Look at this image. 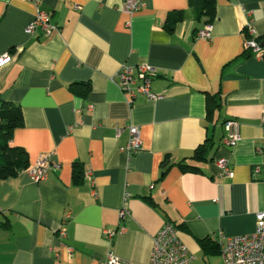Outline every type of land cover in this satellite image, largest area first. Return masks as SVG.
Returning a JSON list of instances; mask_svg holds the SVG:
<instances>
[{"label":"crops","instance_id":"crops-1","mask_svg":"<svg viewBox=\"0 0 264 264\" xmlns=\"http://www.w3.org/2000/svg\"><path fill=\"white\" fill-rule=\"evenodd\" d=\"M214 1L207 25L189 0H141L132 16L123 0H0V56H9L0 99L21 110L10 145L27 158L25 170L0 179V264H103L108 252L147 264L167 222L189 264H222L219 237L254 231L264 211V61L245 42L251 24L264 46V0ZM37 9L56 32L25 33ZM173 14L181 18L167 31ZM206 26L210 37L197 38ZM141 64L155 69L151 93L160 98L139 95L129 106L113 78ZM227 120L240 124L234 148L222 145ZM130 125L142 148L133 155ZM199 148L202 158H192ZM40 156L58 168L35 182L28 171ZM123 206L130 217L119 222ZM119 225L121 234L106 236Z\"/></svg>","mask_w":264,"mask_h":264},{"label":"built area","instance_id":"built-area-1","mask_svg":"<svg viewBox=\"0 0 264 264\" xmlns=\"http://www.w3.org/2000/svg\"><path fill=\"white\" fill-rule=\"evenodd\" d=\"M29 1V0H20ZM142 8L141 0H123L124 11L132 16ZM210 26L197 33V38L208 39L210 37ZM250 39L245 42V48L254 54L259 60L264 61V46L256 41L254 30L251 24L247 25ZM57 31V27L50 22L48 12L37 9L34 20L26 27L27 35H34L40 32L42 36H49ZM9 61L8 54L0 56V65ZM156 76V71L148 64L138 66L122 65L114 76L115 83L120 91L126 95L127 103L130 106L139 95L145 96L148 100L156 101L159 95L151 93V83ZM261 127L264 131V105L261 111ZM128 142L125 151L133 155L141 151L140 133L137 126H128ZM224 136L222 145L227 148H234L240 141V124L236 120H227L223 124ZM119 133V130H117ZM258 153H262V148H257ZM50 156H40L34 166L28 171L29 176L35 182L45 180L49 168H58L57 164L49 162ZM223 175L231 178L232 173L228 169L227 161L220 159L216 162ZM264 168V163H263ZM260 166L254 168V174H258ZM84 180L93 186L90 173L84 174ZM128 194L123 195L125 204ZM130 217L128 209L123 206L118 213L119 222H123ZM125 228L117 227L116 231H106L107 237L112 238L116 234H121ZM58 235L61 239L65 238L66 230L63 223L59 226ZM220 254L222 264H264V211L257 212L255 215L254 231L247 235L234 237H219ZM192 256L187 248L182 244L176 234L173 224L167 222L162 226L157 235L153 238L150 257L147 264H189ZM103 264H126V262L116 257L112 252H108Z\"/></svg>","mask_w":264,"mask_h":264},{"label":"trees","instance_id":"trees-1","mask_svg":"<svg viewBox=\"0 0 264 264\" xmlns=\"http://www.w3.org/2000/svg\"><path fill=\"white\" fill-rule=\"evenodd\" d=\"M194 9L197 20L204 18V23L209 25L215 16L214 0H189ZM181 18L180 14L169 15L165 22V29L170 31L173 24ZM23 117L18 106L5 102L0 99V179H6L17 175L27 168V158L25 152L17 147L10 145V139L14 129L21 127ZM203 151L195 150L192 158L201 159ZM183 170H195L194 166L178 163ZM164 173V170L162 171ZM81 179L77 175L75 180ZM175 229L176 226L174 225Z\"/></svg>","mask_w":264,"mask_h":264}]
</instances>
